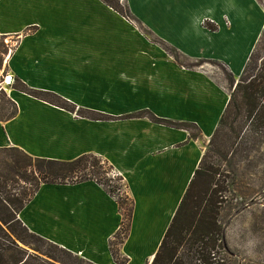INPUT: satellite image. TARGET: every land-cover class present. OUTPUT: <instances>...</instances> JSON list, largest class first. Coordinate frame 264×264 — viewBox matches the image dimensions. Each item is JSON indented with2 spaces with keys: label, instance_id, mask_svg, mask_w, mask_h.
<instances>
[{
  "label": "crops",
  "instance_id": "crops-1",
  "mask_svg": "<svg viewBox=\"0 0 264 264\" xmlns=\"http://www.w3.org/2000/svg\"><path fill=\"white\" fill-rule=\"evenodd\" d=\"M262 1L124 0L131 22L101 0H0V35L15 40L4 67L14 84L0 87L18 106L14 119L0 121V149L107 161L134 202L120 254L127 264H152L230 100L204 67L191 65L218 62L240 79L264 30ZM16 80L106 119L25 94ZM145 111L194 124L198 139L135 116ZM18 218L30 233L89 263L117 264L110 243L122 216L95 182L42 185Z\"/></svg>",
  "mask_w": 264,
  "mask_h": 264
},
{
  "label": "trees",
  "instance_id": "trees-1",
  "mask_svg": "<svg viewBox=\"0 0 264 264\" xmlns=\"http://www.w3.org/2000/svg\"><path fill=\"white\" fill-rule=\"evenodd\" d=\"M101 1L127 20L135 21L129 9L119 5V0ZM209 25L207 24L209 30H216L215 26ZM139 29L149 36L142 27L139 26ZM4 40H7V37L0 35V68L3 57L8 55L11 49L4 44ZM172 51L176 55L179 54L174 49ZM171 56L176 60L173 53ZM259 61L253 52L239 81L235 84V79L229 78V81L235 84L234 90L230 93L228 106L210 145H213L225 128L233 131L237 125L243 136L239 146L244 151L254 150L264 144V57ZM15 82V89L73 114L76 113L79 117L106 119L103 115L83 109L77 110L76 106L55 94L34 91L18 80ZM17 115L18 106L0 87V121H10ZM135 116L147 117L155 123L184 129L194 140L199 137L198 132H195L198 128L194 124L160 120L147 111ZM240 133L236 134V139L239 138ZM205 159L206 154L152 264H197V262L215 264L213 262L215 250L217 248L224 250V230L219 223L218 191L210 187L213 184L209 180L211 170L205 167ZM88 181L100 185L119 206L122 216L121 227L111 240L110 250L117 264H127L128 260L120 254V246L130 232L134 202L123 193V190L127 189V184L123 177L115 172L113 166L95 155H83L72 161H58L34 158L18 148L0 149V264H76L75 261L92 264L30 233L18 218L21 210L42 185H76ZM204 181H208L205 183L209 184L207 189L200 187ZM18 187L21 189L17 190ZM38 244L48 246L54 251L42 253L41 246L34 247ZM25 247L33 250L34 253ZM181 249L182 253H180Z\"/></svg>",
  "mask_w": 264,
  "mask_h": 264
},
{
  "label": "rangeland",
  "instance_id": "rangeland-1",
  "mask_svg": "<svg viewBox=\"0 0 264 264\" xmlns=\"http://www.w3.org/2000/svg\"><path fill=\"white\" fill-rule=\"evenodd\" d=\"M121 2L123 3L124 0H119V5ZM262 4L264 6L263 1ZM3 42L11 49L8 55L3 57L0 85L3 78L7 76L4 67L15 45L14 39ZM161 46L168 53H173L179 63L187 64L180 54L176 55L172 49L165 45ZM254 55L258 62L264 57V30L256 44ZM191 66H194L191 68L204 67L207 73L223 85L229 93L234 90L235 84L239 81L224 64L218 62H196ZM230 77L235 79L234 85L229 81ZM233 131L225 128L213 145H210L211 140L204 145L205 167L211 170L209 179L213 182L210 185L211 189L218 191L219 223L224 230V250L219 248L215 250L213 262L215 264H264V144L254 150L244 151L239 146L243 137L239 126L237 125ZM238 133L240 136L236 139ZM206 182L208 181L202 182L200 187L207 189L209 184L206 185ZM18 189L20 190L21 187ZM127 191L125 189L123 193L129 197ZM40 246L42 253L53 250L48 246L34 245V247ZM26 249L34 253L33 250ZM75 262L86 264L80 261Z\"/></svg>",
  "mask_w": 264,
  "mask_h": 264
},
{
  "label": "built area",
  "instance_id": "built-area-1",
  "mask_svg": "<svg viewBox=\"0 0 264 264\" xmlns=\"http://www.w3.org/2000/svg\"><path fill=\"white\" fill-rule=\"evenodd\" d=\"M8 79H10V81H8ZM13 84H14V79H13L11 76L7 75V76H5V77L3 78V83H2V85L6 86V87H10V86H12Z\"/></svg>",
  "mask_w": 264,
  "mask_h": 264
},
{
  "label": "bare ground",
  "instance_id": "bare-ground-1",
  "mask_svg": "<svg viewBox=\"0 0 264 264\" xmlns=\"http://www.w3.org/2000/svg\"><path fill=\"white\" fill-rule=\"evenodd\" d=\"M8 81H10V79H8Z\"/></svg>",
  "mask_w": 264,
  "mask_h": 264
}]
</instances>
